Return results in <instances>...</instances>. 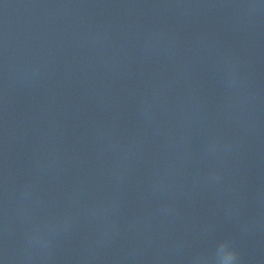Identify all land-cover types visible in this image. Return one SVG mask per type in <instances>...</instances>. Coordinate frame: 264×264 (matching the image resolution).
<instances>
[{"label":"water","instance_id":"1","mask_svg":"<svg viewBox=\"0 0 264 264\" xmlns=\"http://www.w3.org/2000/svg\"><path fill=\"white\" fill-rule=\"evenodd\" d=\"M264 264L261 0H0V259Z\"/></svg>","mask_w":264,"mask_h":264},{"label":"clouds","instance_id":"2","mask_svg":"<svg viewBox=\"0 0 264 264\" xmlns=\"http://www.w3.org/2000/svg\"><path fill=\"white\" fill-rule=\"evenodd\" d=\"M261 2L264 3V0ZM213 255L212 264H237L236 252L227 240L221 239L216 242ZM0 264H6V261L0 259Z\"/></svg>","mask_w":264,"mask_h":264}]
</instances>
